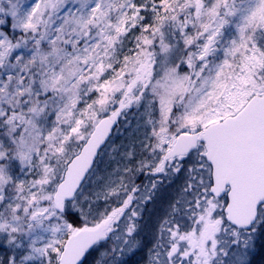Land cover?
Returning <instances> with one entry per match:
<instances>
[{"label":"snow or ice","instance_id":"snow-or-ice-1","mask_svg":"<svg viewBox=\"0 0 264 264\" xmlns=\"http://www.w3.org/2000/svg\"><path fill=\"white\" fill-rule=\"evenodd\" d=\"M0 264H264V0H0Z\"/></svg>","mask_w":264,"mask_h":264}]
</instances>
